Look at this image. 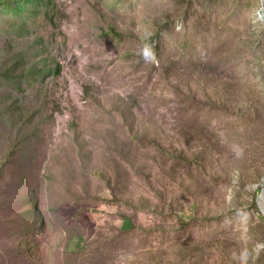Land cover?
<instances>
[{
    "label": "rangeland",
    "instance_id": "1",
    "mask_svg": "<svg viewBox=\"0 0 264 264\" xmlns=\"http://www.w3.org/2000/svg\"><path fill=\"white\" fill-rule=\"evenodd\" d=\"M55 5L0 113V264H264L258 0Z\"/></svg>",
    "mask_w": 264,
    "mask_h": 264
},
{
    "label": "trees",
    "instance_id": "2",
    "mask_svg": "<svg viewBox=\"0 0 264 264\" xmlns=\"http://www.w3.org/2000/svg\"><path fill=\"white\" fill-rule=\"evenodd\" d=\"M61 17L62 12L56 8L55 0H0V45L5 41L2 48H6L0 50V90L4 89L0 92L3 102V105H0V113L12 116L16 110L22 109L25 95H20L17 91L22 83L36 84L40 79H35V66L29 65L34 52L30 50L32 45L43 46L41 35L34 36L31 45L27 44L28 37L36 35L34 26L39 24L38 20L41 19L42 26H47L52 31L57 30ZM45 36L51 41L54 40L49 33ZM16 42L20 45L13 46L18 44ZM50 71L53 75L57 74L58 65L52 70H38L44 72L41 80H44ZM24 77L28 80H24Z\"/></svg>",
    "mask_w": 264,
    "mask_h": 264
},
{
    "label": "clouds",
    "instance_id": "3",
    "mask_svg": "<svg viewBox=\"0 0 264 264\" xmlns=\"http://www.w3.org/2000/svg\"><path fill=\"white\" fill-rule=\"evenodd\" d=\"M257 15L264 19V13H257ZM179 30V28H177ZM142 57L146 62L152 63V64H158L159 60L157 59L156 53L152 47L145 46L144 49L142 50ZM260 250H264V244L257 245V255L259 254ZM242 259L246 260L247 259V253H244L242 255Z\"/></svg>",
    "mask_w": 264,
    "mask_h": 264
},
{
    "label": "water",
    "instance_id": "4",
    "mask_svg": "<svg viewBox=\"0 0 264 264\" xmlns=\"http://www.w3.org/2000/svg\"><path fill=\"white\" fill-rule=\"evenodd\" d=\"M258 12L264 13V0H258ZM256 203L259 210L262 211L264 215V187L260 189Z\"/></svg>",
    "mask_w": 264,
    "mask_h": 264
}]
</instances>
